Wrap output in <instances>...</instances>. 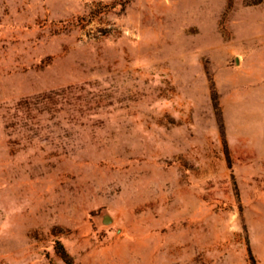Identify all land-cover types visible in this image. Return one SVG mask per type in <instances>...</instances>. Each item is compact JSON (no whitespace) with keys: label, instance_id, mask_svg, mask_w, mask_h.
I'll list each match as a JSON object with an SVG mask.
<instances>
[{"label":"rangeland","instance_id":"obj_1","mask_svg":"<svg viewBox=\"0 0 264 264\" xmlns=\"http://www.w3.org/2000/svg\"><path fill=\"white\" fill-rule=\"evenodd\" d=\"M0 264H264V0H0Z\"/></svg>","mask_w":264,"mask_h":264},{"label":"water","instance_id":"obj_2","mask_svg":"<svg viewBox=\"0 0 264 264\" xmlns=\"http://www.w3.org/2000/svg\"><path fill=\"white\" fill-rule=\"evenodd\" d=\"M237 63H239V60H237ZM112 222H113V219L108 214H105L103 216V224L108 225V224H111Z\"/></svg>","mask_w":264,"mask_h":264},{"label":"trees","instance_id":"obj_3","mask_svg":"<svg viewBox=\"0 0 264 264\" xmlns=\"http://www.w3.org/2000/svg\"><path fill=\"white\" fill-rule=\"evenodd\" d=\"M223 136H224V134H223ZM227 161H228V164L231 165V159H230V156H229L228 152H227ZM250 254H251V252H250Z\"/></svg>","mask_w":264,"mask_h":264}]
</instances>
